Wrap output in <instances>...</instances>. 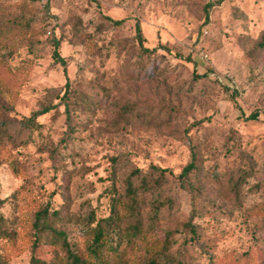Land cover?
I'll return each instance as SVG.
<instances>
[{"label":"rangeland","instance_id":"rangeland-1","mask_svg":"<svg viewBox=\"0 0 264 264\" xmlns=\"http://www.w3.org/2000/svg\"><path fill=\"white\" fill-rule=\"evenodd\" d=\"M136 21L145 46L158 47L149 58L135 55ZM263 32L264 0H0V264H66L59 242L87 250L132 168L179 173L192 150L196 216L191 194L171 183L178 203L155 236L173 231L172 254L192 264H264ZM51 105L36 127L22 126ZM45 207L58 241L48 230L36 240Z\"/></svg>","mask_w":264,"mask_h":264},{"label":"trees","instance_id":"trees-1","mask_svg":"<svg viewBox=\"0 0 264 264\" xmlns=\"http://www.w3.org/2000/svg\"><path fill=\"white\" fill-rule=\"evenodd\" d=\"M221 1L223 0H216V4ZM212 5L210 2L205 5L206 21L209 20V9ZM105 17L115 26H120L125 21V19H115L108 15ZM134 30V41L138 45L134 51L135 55L139 59L151 57L158 47L145 46V38L139 21L135 22ZM112 42L119 48L122 44V37L112 38ZM257 47L264 50V32L260 36ZM168 51L173 54L170 49ZM53 55L55 61L63 66L64 71H67L69 60L60 54L58 41L55 42ZM174 56L178 55L174 54ZM218 76L215 74L214 78L220 85L231 88L234 93L237 92L231 81L222 77L224 79L222 83ZM65 88L61 95V103L65 107L67 118H71L75 97L70 89L69 79ZM52 108V105L39 108L29 117L24 118L22 126L24 128L36 127L39 117L48 113ZM248 118L257 120L259 113L256 111ZM191 154V160L183 166L179 173H175L169 167L154 164H151L147 171L140 167L132 168L125 179L124 195L116 200L112 213L92 228V239L86 251L74 249L66 238H62L64 233L48 222L47 217L52 214L49 207L36 211V240L37 238L39 240L40 233L46 230L53 234L54 240L58 241L62 238V242L59 243L65 252L66 264H111L113 261L116 264H192L172 254L173 231L168 230L164 238L155 236L157 227L165 223L178 203L176 197L168 192L171 183L191 194L193 205L191 216L192 218L196 216L195 209L203 192V186L199 182L202 167L197 152L192 150ZM114 161L117 162L118 159ZM125 220L129 221L127 225L124 224ZM183 227L184 230L188 229L193 234V239H196L198 235H195V226L191 221L184 223ZM123 243L127 245L119 252V247ZM33 260L34 264H41L37 257L34 256Z\"/></svg>","mask_w":264,"mask_h":264},{"label":"built area","instance_id":"built-area-1","mask_svg":"<svg viewBox=\"0 0 264 264\" xmlns=\"http://www.w3.org/2000/svg\"><path fill=\"white\" fill-rule=\"evenodd\" d=\"M219 80L223 83L224 79L221 76H218Z\"/></svg>","mask_w":264,"mask_h":264}]
</instances>
